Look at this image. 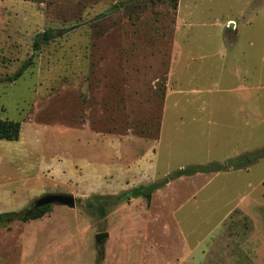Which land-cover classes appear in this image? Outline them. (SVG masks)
Segmentation results:
<instances>
[{
    "label": "rangeland",
    "instance_id": "obj_1",
    "mask_svg": "<svg viewBox=\"0 0 264 264\" xmlns=\"http://www.w3.org/2000/svg\"><path fill=\"white\" fill-rule=\"evenodd\" d=\"M130 1L0 0V264H264V0Z\"/></svg>",
    "mask_w": 264,
    "mask_h": 264
},
{
    "label": "trees",
    "instance_id": "obj_2",
    "mask_svg": "<svg viewBox=\"0 0 264 264\" xmlns=\"http://www.w3.org/2000/svg\"><path fill=\"white\" fill-rule=\"evenodd\" d=\"M16 1H30V0H16ZM137 0H131V2H134ZM121 6H124L122 4ZM52 39V34L50 31H46L40 35L37 36V38L34 41V50L37 51L42 44L50 42ZM32 59H30L25 65L11 78H8L6 81L0 80V83L3 82H16L18 81L25 73L27 69H29L32 66ZM21 134V124L19 122L15 121H0V140H5L8 142H14L18 141L20 139ZM259 157H264V150L260 151L258 154ZM241 159L237 160L236 162H230L227 166H234V163L240 162ZM224 167L220 164H214L208 167H191L185 171L179 172L178 177L181 176H194L196 174L200 173H209V172H220L223 171ZM168 183V182H167ZM166 183V184H167ZM166 184H152L148 186H140L137 188H134L128 192L123 193L122 196L117 197V199H111L107 197L102 196H94L93 203L91 204L92 207H94L99 213L101 217H105L106 215V209L109 206H115L116 204L123 203L124 201H127L128 199H138V198H147L150 199L152 195L159 190L161 187H163ZM52 206H48L42 209H39L35 214L32 215L31 218H39L42 217L44 214H46L49 209ZM14 221V215L13 214H1L0 215V224H8Z\"/></svg>",
    "mask_w": 264,
    "mask_h": 264
},
{
    "label": "water",
    "instance_id": "obj_3",
    "mask_svg": "<svg viewBox=\"0 0 264 264\" xmlns=\"http://www.w3.org/2000/svg\"><path fill=\"white\" fill-rule=\"evenodd\" d=\"M233 26V24H232ZM62 206L74 209L76 206L75 197L72 194H47L34 200L29 207L22 213V219L31 218L33 212L48 207ZM20 217V215H18ZM109 237L108 233L99 234L96 236V241L99 246H103L105 240Z\"/></svg>",
    "mask_w": 264,
    "mask_h": 264
},
{
    "label": "flooded vegetation",
    "instance_id": "obj_4",
    "mask_svg": "<svg viewBox=\"0 0 264 264\" xmlns=\"http://www.w3.org/2000/svg\"><path fill=\"white\" fill-rule=\"evenodd\" d=\"M37 211H38V210H37ZM37 211L33 212V214H35ZM33 214H32V215H33ZM31 217H32V216H31Z\"/></svg>",
    "mask_w": 264,
    "mask_h": 264
}]
</instances>
